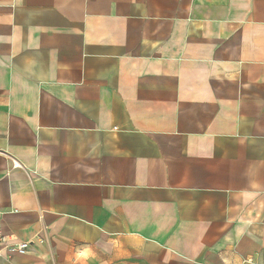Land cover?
<instances>
[{"label": "crops", "instance_id": "crops-1", "mask_svg": "<svg viewBox=\"0 0 264 264\" xmlns=\"http://www.w3.org/2000/svg\"><path fill=\"white\" fill-rule=\"evenodd\" d=\"M0 220L2 264H264V0H0Z\"/></svg>", "mask_w": 264, "mask_h": 264}, {"label": "built area", "instance_id": "built-area-1", "mask_svg": "<svg viewBox=\"0 0 264 264\" xmlns=\"http://www.w3.org/2000/svg\"><path fill=\"white\" fill-rule=\"evenodd\" d=\"M17 165L13 164V167H16ZM28 248V243L26 242H20L14 245H11L10 247H8V251L9 253H18V254H24L26 253ZM3 250H4V246H3V238L1 236V220H0V264H2V259H3Z\"/></svg>", "mask_w": 264, "mask_h": 264}]
</instances>
